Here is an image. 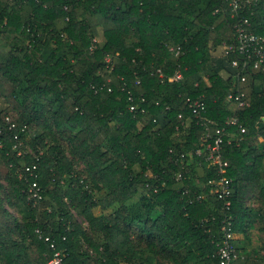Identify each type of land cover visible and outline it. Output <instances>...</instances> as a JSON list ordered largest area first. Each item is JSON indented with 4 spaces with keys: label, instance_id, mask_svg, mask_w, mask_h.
<instances>
[{
    "label": "trees",
    "instance_id": "1",
    "mask_svg": "<svg viewBox=\"0 0 264 264\" xmlns=\"http://www.w3.org/2000/svg\"><path fill=\"white\" fill-rule=\"evenodd\" d=\"M244 18L264 35V0H0V264H220L224 220L229 264H264V64L224 49ZM206 125L234 134L224 173Z\"/></svg>",
    "mask_w": 264,
    "mask_h": 264
},
{
    "label": "built area",
    "instance_id": "2",
    "mask_svg": "<svg viewBox=\"0 0 264 264\" xmlns=\"http://www.w3.org/2000/svg\"><path fill=\"white\" fill-rule=\"evenodd\" d=\"M252 0H226L227 6H228V12L235 13L243 3H249ZM242 24L237 23L235 25V32H236V42L225 45V53L228 51H235L237 50L239 53H241L246 59L243 62V67L249 65L251 68L256 69L258 67H261L264 64V35H259L251 31L250 29H246L245 26H249V20L247 18H244L243 21H241ZM245 25V26H243ZM178 52H176L177 54ZM233 65H237V61H232ZM239 74V73H238ZM236 74V75H238ZM176 77H180L179 74L176 75ZM240 79H244V76L241 75ZM230 98H232V94H228ZM240 96H242V93L234 95V99L239 100ZM194 107L192 109V112L194 114H199V112L204 108L203 101H199L198 99H195ZM239 104H242V101L239 100ZM132 108V106H131ZM225 126L229 125H238L240 130L243 131L244 127L241 126L239 120L236 117H227L224 121ZM229 135V131L224 127H217L213 134L210 133L208 126H205V130L202 134V140H203V149L205 151V159L208 160L212 164H217L218 166V172L224 173L227 166V161L223 160L221 158V148H222V142L223 137ZM197 153H199L201 150H196ZM33 167V166H32ZM26 170H30V168L27 166ZM180 173H178V176ZM227 178L221 177L217 184L221 185V190L223 194H228L229 189H227ZM211 192L218 191V189H212ZM33 197L37 200H39L40 195L37 191H33L32 193ZM229 202H226L228 204ZM225 223L227 222V226L224 224V239L219 242L217 253L219 255V263L220 264H229L231 260V253L233 251V245H232V238L233 233L231 232L230 222L228 220H224ZM59 261V258L56 257L53 260H50L47 264H57Z\"/></svg>",
    "mask_w": 264,
    "mask_h": 264
},
{
    "label": "rangeland",
    "instance_id": "3",
    "mask_svg": "<svg viewBox=\"0 0 264 264\" xmlns=\"http://www.w3.org/2000/svg\"><path fill=\"white\" fill-rule=\"evenodd\" d=\"M96 39H99V40L103 39V36H102V33H101V32H100L99 36L96 37ZM15 94H16V96H18V97L21 98V99H23V97H24L22 91H21V90L19 91V89L15 90ZM4 105H5V103H4L3 99L0 97V106L2 107V106H4ZM19 145L23 146V148H25V149H30V147H29V145H28V143H27V140H22V141H20V142H19ZM78 166H79V168H81V167H82V164L79 163ZM96 195H97V196H100L99 193L96 194ZM5 206H6L10 211H11V210H14V209H13L11 206H9L8 204H5ZM115 208H116L115 206H112V207L106 208V209H105V212H106V213H107V212H110L111 210H114ZM14 214L16 215V212H14ZM76 215H77L78 219H79L84 225H86V223H85V221H84L82 215H79V214H76ZM252 237H253V235H252ZM260 252H262V251H260Z\"/></svg>",
    "mask_w": 264,
    "mask_h": 264
},
{
    "label": "crops",
    "instance_id": "4",
    "mask_svg": "<svg viewBox=\"0 0 264 264\" xmlns=\"http://www.w3.org/2000/svg\"><path fill=\"white\" fill-rule=\"evenodd\" d=\"M231 136H234V134L232 132L229 133V137H231ZM247 202L249 204H254V201L253 200H247Z\"/></svg>",
    "mask_w": 264,
    "mask_h": 264
}]
</instances>
